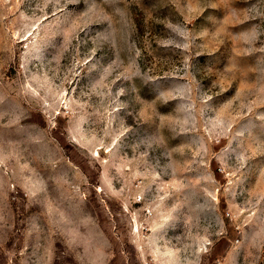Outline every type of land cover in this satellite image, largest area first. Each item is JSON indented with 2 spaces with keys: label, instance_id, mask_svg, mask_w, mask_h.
I'll return each mask as SVG.
<instances>
[{
  "label": "rangeland",
  "instance_id": "1",
  "mask_svg": "<svg viewBox=\"0 0 264 264\" xmlns=\"http://www.w3.org/2000/svg\"><path fill=\"white\" fill-rule=\"evenodd\" d=\"M0 264H264V0H0Z\"/></svg>",
  "mask_w": 264,
  "mask_h": 264
}]
</instances>
